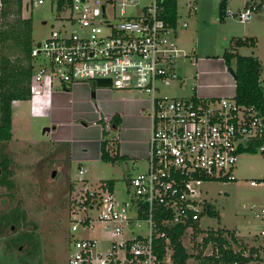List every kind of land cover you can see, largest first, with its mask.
Here are the masks:
<instances>
[{
	"label": "built area",
	"instance_id": "2783aa9c",
	"mask_svg": "<svg viewBox=\"0 0 264 264\" xmlns=\"http://www.w3.org/2000/svg\"><path fill=\"white\" fill-rule=\"evenodd\" d=\"M50 1L63 14L58 16L62 25L31 48L30 99H40L56 85L68 91L77 84L109 80L110 90L146 94L150 121L147 168L129 178L127 199L118 200L106 181L94 189L84 180L75 187L67 264H173L169 232L178 225L185 227L182 241L186 233L194 234L193 225L200 227L206 215L200 186L228 180L243 152L264 156V115L238 104L235 95L207 99L196 94L160 95L162 87L178 79L173 66L183 57L170 40L179 0ZM45 2L21 0L26 10ZM226 16L241 24L264 17V0H246L242 10H228ZM102 125L103 133L111 130L109 122ZM102 136L101 142H107ZM86 173V168H79L80 176ZM93 211H99L94 220L89 217ZM257 216L264 238V208ZM96 224L109 237L106 254L98 250L97 237L74 236L80 230L92 231Z\"/></svg>",
	"mask_w": 264,
	"mask_h": 264
},
{
	"label": "rangeland",
	"instance_id": "374dc122",
	"mask_svg": "<svg viewBox=\"0 0 264 264\" xmlns=\"http://www.w3.org/2000/svg\"><path fill=\"white\" fill-rule=\"evenodd\" d=\"M223 1L226 2V7L223 8L226 13L228 10L237 13L243 9L246 2V0H194L190 4L187 0L178 1L177 24L174 33L170 35V40L176 44L183 57L177 59L173 66L178 79L169 86L162 87L161 96L190 98L196 94L197 90L194 93L192 90L196 84L197 72L193 63L202 59L212 61L222 59L224 52L229 50L232 40L246 37L254 39V46H243L236 49V52L243 57L258 58L264 66V17L257 16L249 23L241 24L236 18H230L225 13L220 20L219 5ZM62 15L50 0H46L38 7L22 10V17L31 19L32 46L45 40L51 30L61 28L62 23L58 16ZM229 68L234 70V61H231ZM260 79L264 86V70L261 71ZM92 86L97 90L95 84ZM70 89L68 92H71ZM56 91L60 93L63 90L56 85L40 100L30 99L12 107V138L6 144L3 153L12 161L10 181L13 188L7 190L0 187V215L19 207L26 215V222L22 226L19 221L12 229L8 227L5 236H0V264H67L72 238L69 229L75 187H81L82 180L90 189L96 188L104 181H111L116 198L125 200L128 198L129 178L147 168L145 160H137L134 163L131 159L121 156V159L114 162H103L99 157V141L87 142L93 140L94 135L84 136L79 143L63 146L58 143L60 135L54 132L43 133L45 128H51L50 96ZM119 95L140 102H145L148 98L146 94L138 91L113 90V98ZM88 96L92 100L90 93ZM56 97L59 99L62 113L67 112L66 108L74 111L88 108L83 103H78L82 100H77L76 96L60 93L56 94ZM103 98L110 97L106 95ZM69 99L74 100L76 104L73 102L69 105ZM98 106L104 115H108L106 111L108 106L104 103ZM103 135L104 139L108 140L109 150L118 149L116 141H112L116 137L114 131L110 130ZM110 154L116 153L111 151ZM80 165L87 169L84 176L78 174ZM250 182L259 184L252 187ZM200 190L201 196L217 217L203 216L200 220L203 232L197 237L186 233L182 238V245L190 255L186 264H201L203 261L207 264L206 258L213 255L216 249L210 242L204 246L206 231L221 229L233 231L242 237V243L247 244L245 257L249 255L250 247L256 248L257 257L253 256L248 264H264V238L259 235L262 223L257 216L264 208V156L258 151L243 152L239 155L228 180L204 183ZM98 214L99 211H93L89 217L94 220ZM23 232L33 236L34 247L13 244L12 240ZM74 236L97 237L98 250L103 254L110 249L109 237L103 233L99 224H96L92 231L80 230ZM227 239L231 248L237 250L239 245L230 238Z\"/></svg>",
	"mask_w": 264,
	"mask_h": 264
},
{
	"label": "trees",
	"instance_id": "16d2710c",
	"mask_svg": "<svg viewBox=\"0 0 264 264\" xmlns=\"http://www.w3.org/2000/svg\"><path fill=\"white\" fill-rule=\"evenodd\" d=\"M0 1V187L11 190L13 188V183L10 181L12 177L10 164L12 161L3 153V149L12 138L13 104L30 99L29 84L33 72V62L30 58L33 44L31 38L32 23L31 19L22 17L21 0ZM224 12L225 10L223 16ZM170 21L172 24L176 23L174 10L170 15ZM247 45L254 46V39L232 40L229 50L224 52L222 60L228 69L231 61L234 60L235 62L233 70L235 77L233 80L235 82L236 102L254 107L260 114L264 115V86L260 79L264 66L255 57H243L236 53L237 48ZM109 124L111 130L116 131L120 125V118L118 116L113 117ZM106 147L107 142H101L100 160L114 162L120 158L118 154L111 156ZM106 182L107 186L112 189V182ZM204 214L217 217V214L208 204L204 207ZM19 221L22 226L26 222V215L19 207L0 215V236H5L8 227L12 229L13 225H17ZM193 228L194 234L192 236L194 237L203 232L198 223L194 224ZM184 230L185 227L178 225L169 232L173 250L171 256L173 264H186L190 258L181 242ZM227 238L239 245L237 250L231 248ZM203 240L204 246L210 242L215 245L214 248L216 249L213 255L206 258L207 264H248L252 261L253 256L254 258L257 257L255 247H250L248 250L249 255L245 257L247 244L235 239L234 234L226 230H207L206 237ZM12 242L14 245L35 246V239L26 232L15 237ZM163 256L164 251L161 247L159 257L162 258ZM201 264H204V261Z\"/></svg>",
	"mask_w": 264,
	"mask_h": 264
},
{
	"label": "crops",
	"instance_id": "0c3cea01",
	"mask_svg": "<svg viewBox=\"0 0 264 264\" xmlns=\"http://www.w3.org/2000/svg\"><path fill=\"white\" fill-rule=\"evenodd\" d=\"M193 66L197 68L195 77L197 96L207 99L219 97L228 98L235 95V82L225 68L222 59L217 61L202 59L193 63ZM92 84L94 83H90V85L86 83L77 84L71 87V92H60L62 95L76 96L78 97L77 100L81 99L82 101L78 103L86 105L88 107L86 109H89L88 111H85L86 109L74 111L70 108H66L67 112L62 113L59 99L56 97V94L60 93L58 91L51 93L50 97L52 102L50 112H52V114L50 115L49 123L51 128H49V134L54 132L60 135L58 143L63 146L79 143V140L89 135H94V139L88 140L87 142L96 143L99 141L101 145V140L103 138L101 126H103V122H110L113 117L118 116L120 118V125L117 130L114 131L118 149L113 151V148L109 150V148L106 147L107 150L109 153L112 151V153L118 154L119 157L129 158L134 163L137 160H145L150 128V121L145 111L147 108L146 101L140 102L137 99L127 98L121 95L113 98V90H110L108 87L98 88L96 85L95 87H97V90H95ZM89 93L91 94L92 100H90L88 96ZM106 95H109L110 98H103L106 97ZM95 96L97 97L95 98ZM70 100L72 99L68 100L69 105L74 102V100H72L70 103ZM19 103L20 102H15L12 107ZM101 103L108 106L106 109L108 115H104L99 109L98 105ZM74 104L76 103L74 102ZM226 231L232 232L237 240H241L242 237L238 233H236V235L233 231ZM236 236H239V238Z\"/></svg>",
	"mask_w": 264,
	"mask_h": 264
},
{
	"label": "water",
	"instance_id": "95a60500",
	"mask_svg": "<svg viewBox=\"0 0 264 264\" xmlns=\"http://www.w3.org/2000/svg\"><path fill=\"white\" fill-rule=\"evenodd\" d=\"M226 7V2L223 1L220 5H219V18L220 20L223 19V11L222 9ZM43 24H45V22H43ZM228 72L230 73V75L234 78L235 77V74H234V71L232 69H228ZM95 85L98 87V88H109L111 86V82L109 80H97L95 82ZM49 128H45L43 130V133H47L49 132ZM54 172L52 173V177H54Z\"/></svg>",
	"mask_w": 264,
	"mask_h": 264
}]
</instances>
